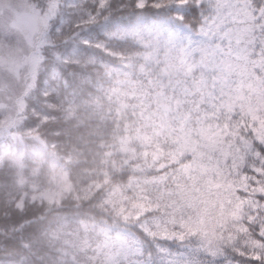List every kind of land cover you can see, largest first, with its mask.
<instances>
[{"label":"snow or ice","instance_id":"obj_1","mask_svg":"<svg viewBox=\"0 0 264 264\" xmlns=\"http://www.w3.org/2000/svg\"><path fill=\"white\" fill-rule=\"evenodd\" d=\"M0 264H264V0H0Z\"/></svg>","mask_w":264,"mask_h":264}]
</instances>
